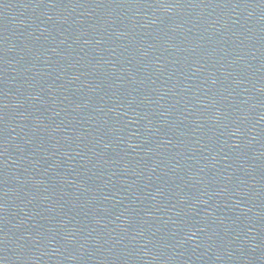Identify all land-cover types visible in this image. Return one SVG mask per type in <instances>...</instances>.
I'll list each match as a JSON object with an SVG mask.
<instances>
[{
    "label": "water",
    "instance_id": "water-1",
    "mask_svg": "<svg viewBox=\"0 0 264 264\" xmlns=\"http://www.w3.org/2000/svg\"><path fill=\"white\" fill-rule=\"evenodd\" d=\"M0 264H264V0H0Z\"/></svg>",
    "mask_w": 264,
    "mask_h": 264
}]
</instances>
